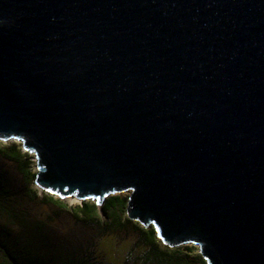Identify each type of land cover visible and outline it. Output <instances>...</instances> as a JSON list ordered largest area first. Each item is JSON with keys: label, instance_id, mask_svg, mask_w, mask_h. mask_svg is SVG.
Here are the masks:
<instances>
[{"label": "water", "instance_id": "water-1", "mask_svg": "<svg viewBox=\"0 0 264 264\" xmlns=\"http://www.w3.org/2000/svg\"><path fill=\"white\" fill-rule=\"evenodd\" d=\"M67 198L209 264H264V0H0V139Z\"/></svg>", "mask_w": 264, "mask_h": 264}, {"label": "trees", "instance_id": "trees-1", "mask_svg": "<svg viewBox=\"0 0 264 264\" xmlns=\"http://www.w3.org/2000/svg\"><path fill=\"white\" fill-rule=\"evenodd\" d=\"M33 152L27 149L18 140L4 142L0 139V155L14 162L28 185L27 196L34 201H43L56 206L58 210L66 211L82 223H93L101 232H113L118 229L132 228L137 234V245L142 248L136 264H209L206 256L202 254L195 243L186 242L177 245L167 243L158 233V228L152 220L145 226L139 219L128 215V206L131 191L115 192L106 195L101 204L97 198L89 196L81 198V202L70 205L62 197L43 190L41 193L36 184L38 169ZM8 194L3 188L0 175V218L4 215L13 222L16 230L17 223L14 220L21 219L19 227L23 229L21 236H14L8 227L0 228V264H105L95 260L89 251H70L54 255L50 260L45 252H39L35 248L32 237L22 239L24 234L32 235V227H37L38 236L46 237L41 232L43 223L40 220L32 223L31 220L21 216L17 209H10L5 204L8 202ZM11 228V227H9ZM43 248V245H41Z\"/></svg>", "mask_w": 264, "mask_h": 264}, {"label": "rangeland", "instance_id": "rangeland-1", "mask_svg": "<svg viewBox=\"0 0 264 264\" xmlns=\"http://www.w3.org/2000/svg\"><path fill=\"white\" fill-rule=\"evenodd\" d=\"M1 140L4 142L18 140L23 143V140L18 138ZM32 154L36 156L34 152ZM35 160L37 162L36 157ZM35 168L37 169V164ZM0 175L3 188L9 197L5 204L6 207L17 209L21 212V216L31 220L32 223L38 220L44 222L41 232L44 236L47 235L46 237L38 236L35 226L32 227V235L26 233L22 239L32 237L35 248L41 253L44 251L48 260L57 254L83 250L84 252L89 251L95 260L103 261L105 264H136L138 262L142 248L137 245V234L132 228H117L116 231L102 233L99 227L94 226L93 223L79 222L72 214L58 210L54 205L31 200L27 196L28 185L16 164L1 155ZM34 187H37L36 184ZM37 189L43 193L44 188L37 187ZM63 200L70 205L81 202V199L75 195L63 198ZM21 221L18 218L14 220L18 224L15 230L10 218L3 215L0 218V228L8 227V231L18 237L23 234V229L19 227Z\"/></svg>", "mask_w": 264, "mask_h": 264}]
</instances>
